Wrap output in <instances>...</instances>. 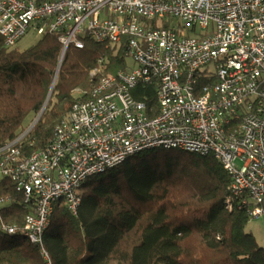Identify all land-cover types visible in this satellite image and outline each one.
Segmentation results:
<instances>
[{"label":"built area","instance_id":"obj_1","mask_svg":"<svg viewBox=\"0 0 264 264\" xmlns=\"http://www.w3.org/2000/svg\"><path fill=\"white\" fill-rule=\"evenodd\" d=\"M28 32H60L58 68L85 39L124 47L134 63L77 91L44 151L21 156L28 131L0 148V174L30 208L31 243L55 202L75 213L85 180L157 149L214 158L231 181L226 209L234 200L250 217L264 213V0H0L5 45ZM139 85L154 87L157 112L135 98ZM16 231L0 220L1 233Z\"/></svg>","mask_w":264,"mask_h":264},{"label":"trees","instance_id":"obj_2","mask_svg":"<svg viewBox=\"0 0 264 264\" xmlns=\"http://www.w3.org/2000/svg\"><path fill=\"white\" fill-rule=\"evenodd\" d=\"M60 32L37 36L24 50L0 38V148L26 131L30 116L36 119L18 143L22 157L49 146L53 129L81 100L77 91L129 69L124 47L90 39L82 49L70 46L58 68ZM133 95L157 112L154 87L139 85ZM230 184L210 156L142 152L85 180L75 213L55 202L36 244L23 233L30 208L2 177L0 197L8 203L0 220L17 231L0 232V264H264V249L244 232L247 210L234 200L226 209Z\"/></svg>","mask_w":264,"mask_h":264},{"label":"rangeland","instance_id":"obj_3","mask_svg":"<svg viewBox=\"0 0 264 264\" xmlns=\"http://www.w3.org/2000/svg\"><path fill=\"white\" fill-rule=\"evenodd\" d=\"M197 33H200V31L198 29H197ZM37 40H38V37L34 33L28 32L18 42L17 47L19 48V50H24V49L34 45L37 42ZM126 62H127L128 67L134 66L133 61L129 58L126 60ZM96 74H98V73H96ZM53 85H54V82H53ZM30 120H32L31 124L29 123ZM35 121H36V119H33L32 116L29 117V119L27 120V124H29V125H28V128L26 129V131H28L29 128L32 127V125L34 124ZM1 178H2V175L0 174V180H1ZM0 208H2V207H0ZM244 232L246 234L252 235L254 240L256 241L257 245L264 249V213L258 217H251L250 220L247 222L245 228H244Z\"/></svg>","mask_w":264,"mask_h":264},{"label":"water","instance_id":"obj_4","mask_svg":"<svg viewBox=\"0 0 264 264\" xmlns=\"http://www.w3.org/2000/svg\"><path fill=\"white\" fill-rule=\"evenodd\" d=\"M43 109H44V108H43ZM29 129H31V127H30Z\"/></svg>","mask_w":264,"mask_h":264}]
</instances>
